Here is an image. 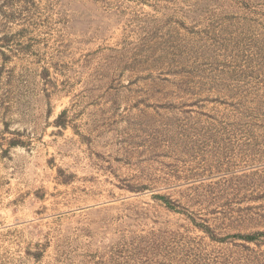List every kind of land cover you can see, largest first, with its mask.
Masks as SVG:
<instances>
[{"label":"rangeland","instance_id":"1","mask_svg":"<svg viewBox=\"0 0 264 264\" xmlns=\"http://www.w3.org/2000/svg\"><path fill=\"white\" fill-rule=\"evenodd\" d=\"M261 231L264 0H0V264H264Z\"/></svg>","mask_w":264,"mask_h":264},{"label":"trees","instance_id":"2","mask_svg":"<svg viewBox=\"0 0 264 264\" xmlns=\"http://www.w3.org/2000/svg\"><path fill=\"white\" fill-rule=\"evenodd\" d=\"M157 198L161 199L169 208H172V209L174 208L172 205V201L168 197H166L164 195H158ZM200 226L205 232H207L209 235H211V237L214 238V235H213V232H212V229L210 226L205 225V224H201ZM236 236H239L242 239H245L247 241H254L257 238L264 236V232L261 231V232H257V233H253V234H240V235H236ZM221 240L223 241V240H225V238H222Z\"/></svg>","mask_w":264,"mask_h":264}]
</instances>
